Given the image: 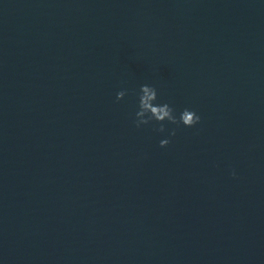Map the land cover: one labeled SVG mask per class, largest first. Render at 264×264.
I'll return each instance as SVG.
<instances>
[{
  "label": "water",
  "instance_id": "95a60500",
  "mask_svg": "<svg viewBox=\"0 0 264 264\" xmlns=\"http://www.w3.org/2000/svg\"><path fill=\"white\" fill-rule=\"evenodd\" d=\"M0 264H264V0H0Z\"/></svg>",
  "mask_w": 264,
  "mask_h": 264
}]
</instances>
